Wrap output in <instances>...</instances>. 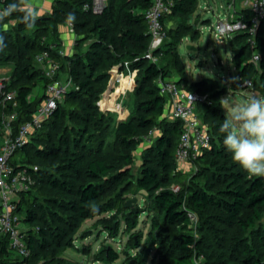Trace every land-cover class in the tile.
Returning <instances> with one entry per match:
<instances>
[{"label":"trees","instance_id":"1","mask_svg":"<svg viewBox=\"0 0 264 264\" xmlns=\"http://www.w3.org/2000/svg\"><path fill=\"white\" fill-rule=\"evenodd\" d=\"M7 2L0 0V9ZM151 2L108 0L103 13L95 14L85 8L93 0H54L52 11L38 16L32 29L19 23V13L6 19V30L0 24L5 37L0 67H13L4 91L17 92L16 106L0 94V135L6 115L17 112L13 122L17 133L46 98L52 79L36 62L43 51H50L60 63L59 76L66 73L76 85L28 145L14 153V167L28 170L34 180L17 205L27 226L30 256L14 259L7 239L0 237V264H82L64 254L75 248L83 223L96 217L113 238L124 224L129 239L121 264H196L201 258L204 264H264V177L251 176L232 160L219 131L226 116L221 100L230 90L236 92L250 82L251 89L264 97V26L254 37L242 31L229 39L239 73L231 87L209 77L192 82L179 45L185 38L194 42L200 38L201 31L189 21L199 0H173L164 23L175 25L167 28L165 44L152 53L157 61L147 57L151 37L145 13ZM69 12L76 16L74 52L60 56L59 28L67 24ZM236 12L246 21L250 18L246 10ZM254 55L259 56L258 64ZM115 68L119 76L127 68L136 72L133 111L121 123L98 106ZM160 79L174 80L203 98L197 112L211 146L194 161L191 172L176 162L183 125L166 116ZM112 99L113 95L110 106ZM102 105L107 106L104 101ZM152 132V143H145ZM141 145V165L134 178L135 152ZM139 191L145 192V204L136 205L137 214L128 215L129 195ZM142 214L150 220L146 238L138 230ZM120 256L117 249L103 245L94 262L113 264Z\"/></svg>","mask_w":264,"mask_h":264},{"label":"built area","instance_id":"2","mask_svg":"<svg viewBox=\"0 0 264 264\" xmlns=\"http://www.w3.org/2000/svg\"><path fill=\"white\" fill-rule=\"evenodd\" d=\"M151 1V6L145 13L151 37L150 52L147 57L157 61L152 53L160 49L168 39V29L164 23V18L170 14L173 0ZM107 3L108 0H93L91 6L85 8H90L95 14H102ZM232 9L234 6L231 3L228 6L225 19H219L212 29L217 40L225 42L242 31H248L254 37L259 27L264 26V0H250V18L248 21L239 17L235 9L232 13ZM70 27L74 30L73 25ZM66 54L68 53L65 49L59 50L60 56ZM259 60L258 55L253 56V61L256 64ZM36 62L52 79L46 87V98L37 107L32 118L20 125L17 133L13 129V122L18 117L17 112L13 111L6 115L0 135V237L7 239L10 253L14 259H25L30 256L26 240L27 226L17 214V205L20 194L29 191L34 180L28 170L23 168L17 170L12 164V158L17 149L28 145L32 134L41 128L44 121L50 118L58 105L64 103L67 93L76 88L72 79L64 80L59 76L61 65L52 57L50 51L40 53L36 57ZM127 70L126 73H136L130 71L129 68ZM113 72L119 76L118 68H115ZM8 83L9 78L0 80V94L5 96V100L13 101L14 106H16L17 92L9 91L6 93L4 91ZM159 85L160 93L167 100L166 116L181 121L183 125V131L175 152L176 162L179 167L185 163L193 164L211 146V136L197 112V103L203 98L196 93L187 92L174 80L162 81L160 79ZM134 86L135 84H133ZM251 86L252 84L247 82L242 88L251 89ZM102 99L98 102L101 111ZM118 106L119 109L122 104H118ZM102 112L108 113V111ZM153 136L154 132L145 137V143H152ZM175 190H179V187H175ZM195 263L204 264L202 258L197 259ZM87 264H97V262Z\"/></svg>","mask_w":264,"mask_h":264},{"label":"rangeland","instance_id":"3","mask_svg":"<svg viewBox=\"0 0 264 264\" xmlns=\"http://www.w3.org/2000/svg\"><path fill=\"white\" fill-rule=\"evenodd\" d=\"M49 1V0H48ZM53 1L54 0H50ZM250 0H242L233 4L234 9L244 8L247 9ZM227 0H199L198 11L189 19L190 23L194 27H199L201 30V35L198 41H192L189 37L181 41L179 46V53L185 64L186 74L190 81H198L203 78L209 77L219 80L222 84L231 87L234 83L239 80V73L236 66L233 63V53L231 51V46L229 40L221 42L217 40L215 35L212 33L213 27L216 26L219 19H225L228 9ZM53 8V7H52ZM232 9V13L234 12ZM199 20L200 22L196 23ZM174 21H169L166 23L167 28L174 26ZM189 47H193L189 49ZM13 70L12 66H2L0 67V80L4 78H9ZM62 79H67L66 73L61 74ZM133 84L125 81L120 92L129 96V89ZM118 90V91H119ZM248 95H256L258 97H263L259 91H254L250 88H242L236 92L230 90L228 95L223 96L222 99L230 96L234 103L241 102ZM115 99V98H114ZM113 99V103H114ZM127 106V104H126ZM116 105L115 109H118ZM223 108L227 111V105L223 104ZM120 110V108L118 109ZM113 114V113H112ZM114 119L117 120V114L114 112ZM121 116H125L123 113ZM143 145H141L135 152V162L134 168L132 170V175L135 178L138 174V168L141 165V153ZM19 157L21 155H18ZM190 164V163H189ZM193 168L194 166L190 164ZM182 169L184 167L182 166ZM130 198H138V204L143 207L145 202V192L139 191L137 194L135 192L130 193ZM109 214H104L108 216ZM99 218L91 219L82 225L81 229L77 233L76 246L75 248L68 249L64 257L79 262V263H92L94 262V255L98 252L101 246L108 245L120 251L121 256L118 261L113 264H121L125 259L122 251L125 249V245L129 239V234L123 232L124 224L121 225L120 232L114 238L110 237L105 231V226L98 222ZM123 223V220H122ZM138 230H142L146 238L148 232L150 231V220L146 214L140 216ZM133 250L131 253H135ZM97 264H104L98 263Z\"/></svg>","mask_w":264,"mask_h":264},{"label":"clouds","instance_id":"4","mask_svg":"<svg viewBox=\"0 0 264 264\" xmlns=\"http://www.w3.org/2000/svg\"><path fill=\"white\" fill-rule=\"evenodd\" d=\"M19 13V23L26 29L35 27L38 14L30 0H8L0 9V24ZM75 13L69 12L65 22L72 26ZM5 37L0 34V51L5 47ZM227 105L226 116L219 128L223 145L231 153L232 160L251 176L264 177V97L248 95L234 103L230 96L221 100Z\"/></svg>","mask_w":264,"mask_h":264},{"label":"crops","instance_id":"5","mask_svg":"<svg viewBox=\"0 0 264 264\" xmlns=\"http://www.w3.org/2000/svg\"><path fill=\"white\" fill-rule=\"evenodd\" d=\"M240 1H242V0H240ZM237 2H239V1H237ZM30 3L35 8L38 16L48 14L52 11L53 1H50V0L49 1L48 0H30ZM249 4H250V1H249ZM236 10H238V11L239 10L240 11L246 10L245 13H250L249 12V6L247 9L237 8ZM196 14H198V13L196 12L195 16H196ZM247 18H249V17H247ZM198 22H200V21L197 20L196 23H198ZM195 28L199 29V27L198 28L195 27ZM59 36H60V40L62 42V48L65 49L68 54H72L74 52L75 41H76V33L74 32V30H72V28L68 24H64V25L60 26V28H59ZM114 74L116 75L115 80L112 79V82L110 84L109 89L102 96V98H103L102 102L104 101L105 104L107 105V106L102 107V111H104V112L108 111V113H113V114L115 112L117 114V121L121 120V119L126 120V119H128V117L131 115V113L133 111V99H134L133 90H134V87L132 85L130 88H128L129 92H130L129 96L127 95V93L125 94V91H123V93L120 92L121 90H119V89L121 88V86L123 85V83L125 81L132 83V84H135L136 73H126L121 77L117 76L116 73H114ZM112 95H113V99L114 98L115 99H114V103H113V99H112V104L110 106L109 101H110ZM108 104L110 107L108 106ZM118 104H122V106H121L120 110H115V107ZM126 104H127V106H126ZM166 107H167V105H166ZM122 113L125 115L124 117L121 116ZM183 167H184L185 172H191L189 170H192V168H193L189 163L183 164ZM89 220H91V219L86 220L83 223V225ZM98 263H100V262H98ZM83 264H85V263H83Z\"/></svg>","mask_w":264,"mask_h":264},{"label":"water","instance_id":"6","mask_svg":"<svg viewBox=\"0 0 264 264\" xmlns=\"http://www.w3.org/2000/svg\"><path fill=\"white\" fill-rule=\"evenodd\" d=\"M192 48H193V47H189V49H192ZM113 77H114V78H112V79L115 80L116 75L113 74ZM111 82H112V80H111ZM177 83H178V82H177ZM110 84H111V83H110ZM123 121H125V120L121 119V120H118L117 122H118V123H121V122H123ZM136 205H138V198H136V197L131 198V199H129V200L127 201L125 207H126V209H129L128 215H130V214H132V213L137 214L138 210H137V208H136ZM114 226H115V225H114Z\"/></svg>","mask_w":264,"mask_h":264}]
</instances>
